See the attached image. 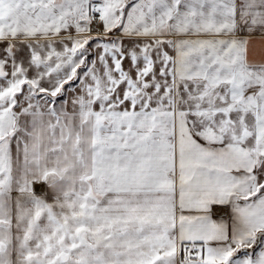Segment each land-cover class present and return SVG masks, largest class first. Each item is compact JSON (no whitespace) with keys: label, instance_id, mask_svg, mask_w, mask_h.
<instances>
[{"label":"snow or ice","instance_id":"1","mask_svg":"<svg viewBox=\"0 0 264 264\" xmlns=\"http://www.w3.org/2000/svg\"><path fill=\"white\" fill-rule=\"evenodd\" d=\"M0 264H264V0H0Z\"/></svg>","mask_w":264,"mask_h":264}]
</instances>
